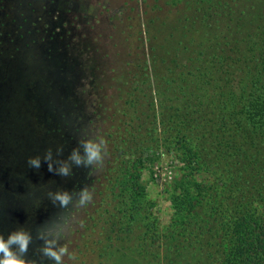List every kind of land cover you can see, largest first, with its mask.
<instances>
[{
    "label": "rangeland",
    "instance_id": "374dc122",
    "mask_svg": "<svg viewBox=\"0 0 264 264\" xmlns=\"http://www.w3.org/2000/svg\"><path fill=\"white\" fill-rule=\"evenodd\" d=\"M263 104L264 0H0V234L31 233L26 264H54L38 233L63 264H234L264 218ZM89 139L103 163L77 167Z\"/></svg>",
    "mask_w": 264,
    "mask_h": 264
},
{
    "label": "clouds",
    "instance_id": "9594fccd",
    "mask_svg": "<svg viewBox=\"0 0 264 264\" xmlns=\"http://www.w3.org/2000/svg\"><path fill=\"white\" fill-rule=\"evenodd\" d=\"M80 147L74 148L69 155V160L77 167L92 169L94 166L103 163V147L104 141L85 140L78 142ZM45 160L51 159V151L48 150L44 156ZM27 165L31 168L38 169L40 167V158L32 156L27 159ZM49 171H53L52 165H48ZM58 175L67 177L71 174L70 166L67 162L61 163L55 170ZM49 201L53 206L66 208L74 199L73 194L66 190H58L48 193ZM92 200L91 192L87 187L81 188L75 194V203L77 206L83 207ZM57 232L62 233V229L57 228ZM38 237L43 240L41 254L54 264H63L62 257L67 253L64 247H57L58 238L56 235H51L50 238H45L43 233H38ZM32 241L30 232L25 231L22 227L11 231L5 237L0 234V264H26L23 256L27 253L29 245Z\"/></svg>",
    "mask_w": 264,
    "mask_h": 264
},
{
    "label": "trees",
    "instance_id": "16d2710c",
    "mask_svg": "<svg viewBox=\"0 0 264 264\" xmlns=\"http://www.w3.org/2000/svg\"><path fill=\"white\" fill-rule=\"evenodd\" d=\"M262 107L259 105L256 112L263 114L264 104ZM237 231L240 235L244 234V239L239 240L242 244L234 256V264H264V218L252 219L245 227L244 223H240Z\"/></svg>",
    "mask_w": 264,
    "mask_h": 264
}]
</instances>
